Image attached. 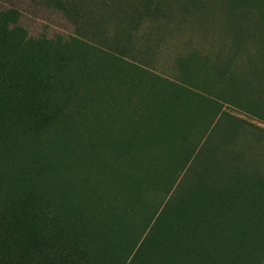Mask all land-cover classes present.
Instances as JSON below:
<instances>
[{"label":"rangeland","instance_id":"rangeland-1","mask_svg":"<svg viewBox=\"0 0 264 264\" xmlns=\"http://www.w3.org/2000/svg\"><path fill=\"white\" fill-rule=\"evenodd\" d=\"M0 264H264V0H0Z\"/></svg>","mask_w":264,"mask_h":264}]
</instances>
